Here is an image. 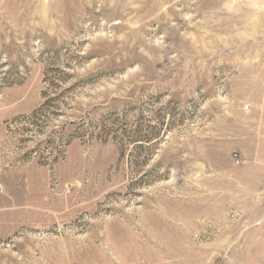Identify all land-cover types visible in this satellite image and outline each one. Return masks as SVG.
<instances>
[{
  "label": "rangeland",
  "instance_id": "rangeland-1",
  "mask_svg": "<svg viewBox=\"0 0 264 264\" xmlns=\"http://www.w3.org/2000/svg\"><path fill=\"white\" fill-rule=\"evenodd\" d=\"M0 264H264V0H0Z\"/></svg>",
  "mask_w": 264,
  "mask_h": 264
},
{
  "label": "crops",
  "instance_id": "crops-1",
  "mask_svg": "<svg viewBox=\"0 0 264 264\" xmlns=\"http://www.w3.org/2000/svg\"><path fill=\"white\" fill-rule=\"evenodd\" d=\"M237 151L240 153V155H242L243 157H244V159H245V161H243V162H246V163H248L249 165H248V168L249 169H251V170H254V168L256 169V170H258L259 169V167L258 166H256L255 164L257 163V159L255 160L254 158H252L251 157V159L249 158L250 156H253V155H255L256 153H258L257 151H252V150H249V151H244V150H242V149H240L239 148V150L237 149ZM256 152V153H255ZM247 155V156H246ZM245 156H246V158H245ZM249 158V159H248Z\"/></svg>",
  "mask_w": 264,
  "mask_h": 264
},
{
  "label": "built area",
  "instance_id": "built-area-1",
  "mask_svg": "<svg viewBox=\"0 0 264 264\" xmlns=\"http://www.w3.org/2000/svg\"><path fill=\"white\" fill-rule=\"evenodd\" d=\"M231 157H232L233 163L235 165L241 164L242 160H241L240 156L236 152H233V154L231 155Z\"/></svg>",
  "mask_w": 264,
  "mask_h": 264
}]
</instances>
